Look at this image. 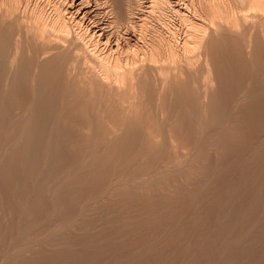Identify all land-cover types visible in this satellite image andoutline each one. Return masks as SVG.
<instances>
[{"label":"bare ground","instance_id":"bare-ground-1","mask_svg":"<svg viewBox=\"0 0 264 264\" xmlns=\"http://www.w3.org/2000/svg\"><path fill=\"white\" fill-rule=\"evenodd\" d=\"M19 110L0 264L264 263V0H0V123ZM14 210L17 237L54 222L10 250Z\"/></svg>","mask_w":264,"mask_h":264},{"label":"rangeland","instance_id":"rangeland-1","mask_svg":"<svg viewBox=\"0 0 264 264\" xmlns=\"http://www.w3.org/2000/svg\"><path fill=\"white\" fill-rule=\"evenodd\" d=\"M179 24H180V23L177 24V27L179 26L178 29H180V30L182 31V30H183V29H182V28H183V25H182V24L179 25ZM196 63H197V62H196ZM198 64H199V63H197V64H195V65L193 64V66H194L195 68H194V67L191 68V69H192V71H191L192 75L197 76V75H199V74L201 73V72L199 73V70H198V73H199V74L196 75L197 72L195 73V71H193V70H195V69H199V67L197 66ZM196 66H197L198 68H197ZM193 68H194V69H193ZM196 71H197V70H196ZM195 76H193V78H195ZM200 77H201V74H200ZM200 77H199V76L196 77L198 81H197L196 78H195L194 83H195V82H196V83L199 82V78H200ZM201 79H202V77H201ZM200 83H202V82H200ZM196 85H198V84H196ZM19 111H20V110H19ZM17 112H18V111H17ZM17 112H15L16 114L13 113L12 116H15L18 120H17V119H14L15 117H13L12 120H11V119H9V120L6 119L7 122H6V120H1V123H0V124H1V125H2V124L5 125V126H3V125L1 126V125H0V133L2 134V135L0 134V137L2 136V142L0 141V143H2V144H0L1 147H7V144H8V143H13L14 141H16V138L20 135V134H19V133H20L19 129H21V128L19 127V126H20V123H19V118H18V116H19V114H20V116H21L22 112H21V111H20L21 113H20V112L17 113ZM13 120H15V121H17V122L14 121V122H15V123H14ZM4 121H5V124H4ZM8 121H9V122H8ZM18 123H19V124H18ZM17 125H18V126H17ZM10 126H11V127H10ZM3 127H4V128H3ZM1 128H2L3 130H2ZM92 128H93V129H92ZM16 129H17V130H16ZM98 129H102V128L99 127ZM8 130H9V131H8ZM11 130H12V131H11ZM87 130H88V131H87ZM87 130H86V131L84 130V133H82V136H83V134H84V136H85V132H86V135H87V136H85L86 139H87V140L85 139V141H87V142H86V144L84 143V146L87 145L86 147H88V148H86V149H88V150H87V152H85V149H84V152L87 154V153L90 151L89 153L94 154L95 152H97L96 149H99V148H97V147H99V146L101 147V145H102V144H101V145L99 144V146H98V143H99V140L102 142L103 137H101V136H103V132H101L100 135H97V133H100V132H99L100 130L97 131V128H95L94 126L89 127V129H87ZM89 130H90V131H89ZM95 130H96V131H95ZM2 131H3V132H2ZM13 131H14V132H13ZM102 131H103V130H102ZM8 132H9L10 134H9ZM90 132H91V133H90ZM88 133H89V135H88ZM5 134H6V136H5ZM15 134H16V135H15ZM95 134H96L97 136H96ZM94 135H95V136H94ZM8 136L10 137V139H9ZM84 136H83V137H84ZM90 136H91V137H90ZM98 136L100 137L99 139H98ZM5 137H7V138H5ZM87 137H88V138H87ZM11 138H12V140H11ZM13 138H14L15 140H14ZM89 138L91 139V141H89V140H90ZM138 138H139V137H137V140H139ZM134 139H135V138H134ZM0 140H1V138H0ZM4 140H5V141H4ZM8 140H9V141H8ZM83 140H84V139H83ZM135 141H136V140H135ZM5 142H6V144H5ZM91 142H92V143H91ZM3 143H4L6 146H5V145L3 146ZM136 143H137V144H138V143L141 144L140 140L137 141ZM140 144H139V145H140ZM8 145H9V144H8ZM91 146H92V147H91ZM93 147H94V148H93ZM137 147H138V145H137ZM141 147H142V144H141ZM139 148H140V147H139ZM139 148H138V150L142 149V148H140V149H139ZM94 149H95V150H94ZM92 150H94L95 152L92 151ZM92 152H94V153H92ZM73 153H74V152H73ZM85 153H84V155H85ZM89 153H88V154H89ZM137 155H138V154H137ZM78 156H79V155H78ZM135 158H138V156L136 157V155H135ZM136 161H137V160H136ZM136 161H135V163L138 164L137 162H138L139 160H138L137 162H136ZM125 163H126V162H125ZM132 163H134V161H133ZM123 164H124V163L122 162L121 165H123ZM136 164H134V165H136ZM124 166H125V168H126V166H130V164L128 165V163H127V164H125ZM139 166H140V165L138 164V167H139ZM120 167H123V166H119L118 168H120ZM131 167H133V166L131 165ZM131 167H128V168H130V173H129V170H127L128 173H127V172H122V171H121L122 168H120V170H119L118 168H115L116 170H115V169H113V170H114V173H115V172L117 171V169H118L119 172H116L117 174H119V173L122 174V173H123V175H125V174L127 173V174H126L127 178L125 177L124 179H129V178L131 179V177L129 176V174H131V176L134 177V176H136L135 174H137V173L139 172V171L135 172L136 170L133 169L134 167H133L132 170H131ZM135 167H136V169H138V168H137V165H136ZM73 168L75 169L74 166H73ZM73 168H72V167L65 168L64 170L61 171L62 174L59 173V174H61V175L58 174L57 177H56V175H55L54 177L57 178V181H58V182H59V180L62 179V178L64 179L63 181H65V180L67 179V177H66V179H65L64 177L67 176V175L69 174V172H67V171H69L68 169L71 170V169H73ZM123 168H124V167H123ZM36 170H37V169H36ZM36 170H35V171H34V170L32 171V175H33V176H32V175L30 176L31 178L34 177V178H32V179H34V180H35V179L38 180V177H39V180H42L44 183H45L44 180H47V181H48V179H49L50 182H55V181H56V180H55L56 178H54L53 175H52V176L50 175V178H49V177H48L49 175H46V172H45V174H44V171H45V170H43V171H41V170H39V169H38V171H36ZM113 170L111 171V169H110L109 171L113 172ZM122 170H123V169H122ZM125 170H126V169H124V171H125ZM138 170H139V169H138ZM40 171H41V172H40ZM46 171H47V170H46ZM120 171H121V172H120ZM131 171H132V172L134 171L133 174H132ZM34 172H37L38 175H37L36 173H34ZM39 172H40L41 174H39ZM42 172H43V173H42ZM72 172H75V170H73V171L71 170L70 173H72ZM111 172H108V173L110 174ZM65 173H66V175H65V176H62V175H64ZM124 173H125V174H124ZM34 174H35V175H34ZM36 175H37L38 177H37ZM39 175H40V176H39ZM41 175H42L43 177H42ZM44 175H45V176H44ZM111 175H112V173H111ZM111 175H110V176H111ZM115 175H116V174H115ZM116 176H117V175H116ZM116 176H115V177H116ZM128 176H129V178H128ZM30 177H29L28 179L31 181V178H30ZM45 177H46V178H45ZM51 177H52V178H51ZM59 177H60V178H59ZM111 177H112V176H111ZM111 177H110V178H111ZM113 177H114V174H113ZM113 177H112V178H113ZM133 177H132V178H133ZM50 179H52V180H50ZM116 180H117V179H116ZM42 181H41V182H42ZM39 182H40V181H39ZM60 182H62V180H60ZM46 183H47V182H46ZM50 184H51V183H49V185H50ZM45 187H46V186H45ZM29 191H31V190H29ZM11 202H12V201H11ZM15 209H17V212L19 211L18 208H15ZM14 211L16 212V210H14ZM14 211H13V212H14ZM17 212H16V213H17ZM16 213H15V215H11V217H12V216H15V218H14V217H13V218L16 219V221H17V220L19 221V218L17 217V216H19V215H18L19 212L17 213V215H16ZM12 214H14V213H12ZM44 216H45V215H44ZM9 217H10V216H9ZM11 217H10V218H11ZM13 218L9 220L11 223H9V222L7 221V223H8V224H11V225L7 226L8 224L5 223V224H6L5 226H7V228H9L10 226H12L13 224H15V225H13V227H14V226H18V227H14V228H16V229L10 227V228H12L11 230H13V231L17 230V228H20V227H22L23 229L26 227V225H25V227H24V225L19 224L18 221H17V224H16V223H15V220H14ZM17 218H18V219H17ZM41 218H42V217H41ZM41 218H40V219H41ZM43 218H44V220L41 219L42 221H40V222H38V220H37V222H38L39 224H38V225H35L36 228H32V227H35V226H31V229H29V230H30V231L33 230V231L30 232V231L28 230L29 232H28V231L25 232V233H27V234L22 233L23 236H24L25 238H26V237H29V238H31V239H34V238H36V237H40V236L46 235L45 230L48 228V226H50V225L54 222V219H45L46 216L43 217ZM8 219H9V218H8ZM8 219H7V220H8ZM40 219H39V220H40ZM51 220H53V222H52ZM43 221H45L46 223L43 222ZM48 221H49V222H48ZM12 222H14V223L12 224ZM41 222H42L47 228H46ZM49 223H51V224H49ZM40 224H41V225H40ZM19 226H20V227H19ZM38 226H39V227H38ZM28 227L30 228V226H28ZM28 227H27V228H28ZM37 227H38V228H37ZM43 227H44V228H43ZM10 228H9V230L7 229L9 232L5 230L7 233L11 234V235H9V234L7 235V239L10 240V238H11V242H10L9 244L6 245V248L8 249V247H10V248H9L10 250H15V249L19 248V247H17V245H20V246L23 245V243H22V244H19V243H21L25 238L22 236V234H20L19 237H17V236H16L17 231L14 233V232H12V231L10 230ZM22 228H21V229H22ZM40 229H42V230H40ZM24 230H26V229H24ZM36 231H37V233H36ZM39 231H40V232H39ZM6 232H5V233H6ZM41 232H42V233H41ZM28 233H29V234H28ZM34 233H35V235H34ZM44 233H45V234H44ZM31 234H32V235H31ZM3 235H5V234H3ZM25 235H26V236H25ZM37 235H38V236H37ZM8 236H9L10 238H9ZM11 236H12V237H11ZM14 236H16V237H14ZM20 236H21V237H20ZM4 237H5V236H4ZM13 237H14L15 239H14ZM12 239H13V240H12ZM9 240H8V242H9ZM26 240H27V239H26ZM26 240H25V241H26ZM12 241H13V242H12ZM20 241H21V242H20ZM18 242H19V243H18ZM23 242H24V241H23ZM263 243H264V242H263ZM263 243H262V244H263ZM12 244H13V245H12ZM14 244H15V245H14ZM16 244H17V245H16ZM7 246H8V247H7ZM14 246H15V248H14ZM262 246H263V247H261V251H259L260 254H261V253H264V251H263V249H264V245H262ZM11 248H12V249H11ZM257 251H258V250H257ZM262 251H263V252H262ZM259 252H258V254H259ZM258 254H254L253 257H254V258L258 257ZM262 256H264V254H262ZM165 258H166V257H165ZM263 259H264V258H263ZM162 260H163V261H168V260H166V259H164V258H162ZM262 262H263V261H262ZM256 264H258V263H256ZM260 264H264V263H260Z\"/></svg>","mask_w":264,"mask_h":264}]
</instances>
